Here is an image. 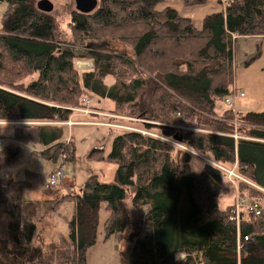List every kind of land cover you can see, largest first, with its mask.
I'll return each mask as SVG.
<instances>
[{"label":"trees","instance_id":"16d2710c","mask_svg":"<svg viewBox=\"0 0 264 264\" xmlns=\"http://www.w3.org/2000/svg\"><path fill=\"white\" fill-rule=\"evenodd\" d=\"M162 1L99 0L92 13L70 10L72 40L64 43L35 0H0L6 4L0 120L33 123L11 127L0 170L19 160L22 146L41 147L31 152L37 158L73 161L74 143L49 124L68 122L86 96L112 103L113 115L131 106L133 118L144 121L141 130L171 142L121 131L106 156L103 149L89 154L116 166L115 184L90 175L78 193L42 204L22 197L25 189L47 185L41 174L25 171L18 180L7 172L0 178V264H86L102 204L105 240L131 231L130 264H264V112L227 110L240 127L234 115L225 122L216 114V104L234 89V41L264 39V0H227L223 12L204 18L201 30L171 8L156 10ZM204 2L185 0L188 6ZM108 40L132 54L103 49ZM76 61L93 62V69L78 72ZM191 152L206 159L199 172ZM233 183L260 209L239 225L232 206L219 208ZM128 196L131 216L124 209ZM65 203L73 204L70 217L59 213ZM58 219L66 231L58 230Z\"/></svg>","mask_w":264,"mask_h":264},{"label":"rangeland","instance_id":"374dc122","mask_svg":"<svg viewBox=\"0 0 264 264\" xmlns=\"http://www.w3.org/2000/svg\"><path fill=\"white\" fill-rule=\"evenodd\" d=\"M40 0H35L38 2ZM54 5V10L50 14L55 23L58 32V39L64 43L71 42V34L68 29L69 12L74 10L73 0H49ZM99 1V0H98ZM165 8H171L183 17L190 19L197 30L202 29L203 20L206 16L223 12L225 8V0H205L201 5L188 6L185 0H164L156 6V10L161 11ZM6 10V4L0 3V26L1 18ZM101 47L100 43L97 44ZM72 48V47H71ZM102 49V48H101ZM103 49L112 50L117 52H124L127 55L132 54L131 48L120 44L116 41L108 40L107 45H104ZM74 50L76 53L81 52L77 48ZM85 51V50H84ZM234 54V92L243 93V97L237 98L235 104L230 108L226 106L225 102H218L216 104L217 119L230 122V118L234 115L232 123L235 127H240L241 123L237 121L236 114H226L227 110L232 109L234 113L239 110H248L251 112H264V39L261 38H236L233 43ZM83 61H76L75 67L78 72L89 71L90 67L93 69V62H89L92 65H88L87 61L83 62L88 65L86 68H80L79 63ZM112 80H109V82ZM108 83V82H107ZM85 98L92 100L90 96ZM93 103V102H92ZM90 103L95 107L96 105ZM107 108H105L106 110ZM79 109H73V114L69 118V121L65 124L50 123L49 125L60 126L63 128L64 142L68 143L72 140L74 143V160L63 161L61 158L57 159L54 163L52 159H42L31 155L30 146H22V153L19 160L9 168H3L0 170V178H3L7 172H12L13 177L17 178L18 172L30 171L33 173L41 174L42 177L48 181L49 173L57 168H61L63 171V181L58 187L48 188L40 187L36 189H25L22 193V197L25 201L36 202L42 204L43 201H54L64 195L78 193L83 186L85 180L90 175H96L98 181L107 184L116 183V166L108 162L94 161L89 158V154L93 149H103V154L106 156L112 146V140L118 136L121 131L137 132L141 131L143 120L133 118V109L131 106H126L120 110L117 116H111L105 113V110H95L93 115H85L78 112ZM103 111V112H101ZM96 113V114H95ZM100 113V114H98ZM104 117V120L110 119L116 121V123H107L96 119ZM82 117V118H80ZM86 119L87 121H82ZM95 125L93 126H87ZM71 123L72 125H70ZM96 123V124H95ZM100 123L103 127H96ZM85 124V125H84ZM155 125V123H152ZM33 123H5L0 127V135L6 139L12 135V128L15 126H29ZM9 126V127H8ZM112 126V127H111ZM174 127V126H170ZM181 127L177 125L176 128ZM175 128V127H174ZM137 130V131H135ZM183 130H195L194 127L183 128ZM196 131V130H195ZM151 137L163 140L171 143L170 140L164 139L157 135L156 131L146 133ZM5 142V141H4ZM36 151L40 152L43 149L36 146ZM51 157L53 151L50 150ZM192 168L195 172H199L206 163V159L193 153L192 154ZM24 177V175H22ZM21 177V178H23ZM75 179V180H74ZM241 196L237 192L236 185L233 183V189L226 193H222L219 202V208L221 210L228 206L234 207L235 202ZM247 201H253L250 198L245 197ZM73 204L65 203L61 206L59 213L62 215L71 216L73 212ZM44 210V207H41ZM125 212L131 216L132 207L130 197L128 196L124 201ZM108 213L106 211V205L102 204L98 214V226H97V238L96 244L89 248L86 252L85 260L86 264H130V251L133 247V243L129 240L130 230H127L119 235H113L109 239H104V222ZM46 217V216H45ZM42 218L41 224L46 227V219ZM240 217L245 218L246 213L240 212ZM45 219V220H44ZM49 220V219H48ZM58 230L60 232L66 231V226L61 219H58ZM46 232V229H45Z\"/></svg>","mask_w":264,"mask_h":264},{"label":"built area","instance_id":"2783aa9c","mask_svg":"<svg viewBox=\"0 0 264 264\" xmlns=\"http://www.w3.org/2000/svg\"><path fill=\"white\" fill-rule=\"evenodd\" d=\"M227 0H225L226 3ZM243 93H237V92H232V94L226 99L225 104L226 106L228 105V107L230 108L232 105L235 104V101L237 100V98L239 97H243ZM90 103L91 100L87 99V98H83L82 99V104L83 107L80 108V110H78V112H81L82 114L85 115H93L95 111L91 110L92 108L90 107ZM96 114V113H95ZM70 125H72L71 123H69ZM112 127V126H111ZM181 128V127H178ZM137 131V130H135ZM138 133H141L142 135H146V133L141 132V131H137ZM4 141L0 139V149H4ZM0 150V151H2ZM63 161L66 159L65 155H62L61 158ZM228 173L229 178H235V179H240L233 171H226ZM242 180V179H240ZM63 181V171L61 168L53 171L49 177H48V181H47V187L48 188H55L58 187L59 184ZM243 181V180H242ZM259 205L254 202V201H247L245 198L240 197L237 199V201L235 202V205L233 207V220L239 225V221H240V212L242 213V211L246 214H253L255 216L259 215ZM245 240H247V238L245 237Z\"/></svg>","mask_w":264,"mask_h":264},{"label":"water","instance_id":"95a60500","mask_svg":"<svg viewBox=\"0 0 264 264\" xmlns=\"http://www.w3.org/2000/svg\"><path fill=\"white\" fill-rule=\"evenodd\" d=\"M75 10L82 14H89L98 8V0H73ZM35 7L38 11L51 14L54 10V5L49 0H40L36 2ZM92 64V63H91Z\"/></svg>","mask_w":264,"mask_h":264},{"label":"crops","instance_id":"0c3cea01","mask_svg":"<svg viewBox=\"0 0 264 264\" xmlns=\"http://www.w3.org/2000/svg\"><path fill=\"white\" fill-rule=\"evenodd\" d=\"M83 63V62H82ZM81 64V63H80ZM84 64H86V63H84ZM89 66L90 65H92V64H90L89 62L87 63ZM88 65H84V67L83 68H86ZM81 68V67H80ZM90 70H91V67H90ZM108 85H111L112 84V81H108V83H107ZM94 103L96 106L95 107H93L92 105L90 106L92 109H95V110H105V108H107L105 111V113H108V110H114L115 108H114V105L112 104V103H110L109 101H107V100H102V99H100V98H93L92 100H91V103ZM92 103V104H93ZM101 112H103V111H101ZM98 114H100V113H98ZM109 114V113H108ZM109 115H111V116H117V115H113V114H109ZM80 118H82V117H80ZM104 117H100L99 116V118H97L96 117V119H99V121H102V122H107V123H111V122H113V123H116V121H111L110 119H108V120H104L103 119ZM82 121H87L86 119H82ZM85 123H88L87 124V126H93V127H95V125H89V122H85ZM96 124V123H95ZM99 125L98 126H96V127H103V128H105L104 126H102L100 123H98ZM85 125V124H84ZM9 127V126H8ZM7 140H9V139H4L3 141H5V143H6V141ZM66 139H63V141H65ZM94 150V149H93ZM32 151H34V149H31V152ZM43 151V150H42ZM53 160V162L54 163H56L57 162V160H55V159H52ZM57 169H59V168H57ZM25 172V171H24ZM24 172H18L17 173V178H18V180L19 179H22L21 177H23L22 175H24ZM53 172V170L49 173V175L51 174ZM64 180V179H63ZM75 180V179H74Z\"/></svg>","mask_w":264,"mask_h":264},{"label":"bare ground","instance_id":"6f19581e","mask_svg":"<svg viewBox=\"0 0 264 264\" xmlns=\"http://www.w3.org/2000/svg\"><path fill=\"white\" fill-rule=\"evenodd\" d=\"M79 65V67H81V68H83L84 67V65H86V64H84V63H79L78 64ZM232 91H234V89L232 90ZM61 124H65V123H61ZM181 129H183L182 127H181ZM4 144H5V142H4ZM192 153V152H191ZM193 154V153H192Z\"/></svg>","mask_w":264,"mask_h":264},{"label":"clouds","instance_id":"9594fccd","mask_svg":"<svg viewBox=\"0 0 264 264\" xmlns=\"http://www.w3.org/2000/svg\"><path fill=\"white\" fill-rule=\"evenodd\" d=\"M5 124V121H3V120H0V126H2V125H4ZM162 135V134H161ZM0 150H2V149H0Z\"/></svg>","mask_w":264,"mask_h":264}]
</instances>
